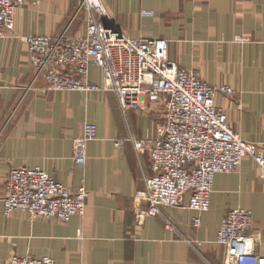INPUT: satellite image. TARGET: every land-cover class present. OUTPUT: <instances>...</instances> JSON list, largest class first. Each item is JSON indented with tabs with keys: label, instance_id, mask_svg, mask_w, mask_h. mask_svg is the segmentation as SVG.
I'll return each instance as SVG.
<instances>
[{
	"label": "crops",
	"instance_id": "1",
	"mask_svg": "<svg viewBox=\"0 0 264 264\" xmlns=\"http://www.w3.org/2000/svg\"><path fill=\"white\" fill-rule=\"evenodd\" d=\"M101 1L125 36L166 39L170 59L182 69L232 87L237 99L219 95L217 106L244 141L264 150V0ZM76 14L71 0H25L15 12L14 35L0 39V264H10L13 255L49 256L57 264H223L217 235L223 217L237 208L253 213L264 257V179L252 158L238 172L216 176L208 212L163 207L160 215L139 220L137 211L149 203L135 195L152 172L149 151L138 153L133 140L157 139L154 110L124 114L113 92L53 93L43 81L34 83L24 37H84L85 15ZM91 81L103 83L101 70L91 69ZM86 122L98 126V138L80 167L73 142ZM116 140L125 143L117 147ZM38 167L66 187L84 181L83 216L64 223L32 220L24 212L4 215L11 168Z\"/></svg>",
	"mask_w": 264,
	"mask_h": 264
},
{
	"label": "built area",
	"instance_id": "2",
	"mask_svg": "<svg viewBox=\"0 0 264 264\" xmlns=\"http://www.w3.org/2000/svg\"><path fill=\"white\" fill-rule=\"evenodd\" d=\"M72 1L76 16L85 15L86 36L24 37L34 83L43 81L44 90L53 93L113 92L124 114L152 108L155 116L160 115L155 141L133 140L138 153L149 151L152 172L146 178V189L135 195V200L149 203L148 210L137 211L139 220L160 215L163 207L208 212L216 176L238 172L246 158L255 160L264 179V150L244 141L226 111L216 104L219 95L234 98L231 88L213 86L194 70L171 61L166 39L125 36L101 0ZM24 5L25 0H0V39L14 35L15 12ZM236 41L242 40L236 37ZM93 67L102 72L101 85L91 81ZM97 138L98 126L86 122L73 142L77 166H86L88 144ZM124 143L116 140L115 146ZM88 196L84 181L71 188L42 168H11L2 202L6 217L24 212L32 220L68 223L85 214ZM194 224L198 227L200 219ZM216 242L224 248L223 264H264L249 210H230L222 219ZM10 264L57 263L49 256L13 255Z\"/></svg>",
	"mask_w": 264,
	"mask_h": 264
},
{
	"label": "rangeland",
	"instance_id": "3",
	"mask_svg": "<svg viewBox=\"0 0 264 264\" xmlns=\"http://www.w3.org/2000/svg\"><path fill=\"white\" fill-rule=\"evenodd\" d=\"M71 2H72V5H74V2L71 0ZM106 9V8H105ZM112 19V18H111ZM114 22V21H113ZM114 24H115V22H114ZM116 25V24H115ZM117 26V25H116ZM117 28L119 29V27L117 26ZM120 30V29H119ZM121 31V30H120ZM31 36V35H30ZM236 39V38H235ZM241 40H242V38H240ZM244 39V38H243ZM244 41H246V40H244ZM172 61V60H171ZM34 72V71H33ZM197 74H199V73H197ZM200 75V74H199ZM201 76V75H200ZM223 86H227V85H223ZM227 87H229V86H227ZM229 88H231L233 91H234V93H235V95H234V98L233 99H231V98H227L228 100H234V99H237V92L232 88V87H229ZM239 94V93H238ZM226 98V97H225ZM161 110H160V108H158L157 109V112H160ZM159 114V113H158ZM159 117H160V115H159ZM162 118V117H161Z\"/></svg>",
	"mask_w": 264,
	"mask_h": 264
}]
</instances>
